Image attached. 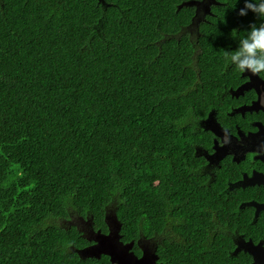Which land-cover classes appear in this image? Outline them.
<instances>
[{
  "label": "trees",
  "instance_id": "16d2710c",
  "mask_svg": "<svg viewBox=\"0 0 264 264\" xmlns=\"http://www.w3.org/2000/svg\"><path fill=\"white\" fill-rule=\"evenodd\" d=\"M181 1L0 0V264H110L75 220L109 209L164 264L222 260L207 230L237 207L196 150L234 74Z\"/></svg>",
  "mask_w": 264,
  "mask_h": 264
},
{
  "label": "flooded vegetation",
  "instance_id": "af4514ba",
  "mask_svg": "<svg viewBox=\"0 0 264 264\" xmlns=\"http://www.w3.org/2000/svg\"><path fill=\"white\" fill-rule=\"evenodd\" d=\"M100 2L104 3V0ZM243 5L244 0L237 3L236 0H182L176 4V11L183 7L191 11L188 26L192 33L200 23H204L206 33L224 40L226 44L228 42L226 50H234L238 42L231 44L234 40L231 39L232 27L245 32L251 24L261 22L251 12L247 16H239V9ZM227 70L234 74V79L231 84L224 85L219 104L226 103L228 108L222 118H219L220 113L210 109L200 119L199 124L203 131L209 133L211 144L209 148L203 144L196 152L205 159L209 178L219 176L222 181L221 177L224 178L227 172L224 186L226 195L220 200L233 202L237 207L233 216L238 215V221H232V218L217 221L219 227L207 230L206 241L224 255L214 264H264V79L240 75L228 66ZM225 128L230 133L227 143L223 142ZM221 208L223 211L220 214L225 216L228 204L223 203ZM241 211L243 217L239 216ZM105 214L117 220L113 210L109 209ZM107 215L104 218L106 231L95 230L92 224L87 230L79 229L87 237H90L91 229L110 237L113 233ZM79 219L76 220L78 224ZM115 229L117 233L116 224ZM118 244L128 246L126 252L132 256L128 264H164L152 251L154 245L147 241L139 239L134 243ZM107 256L112 264L114 257Z\"/></svg>",
  "mask_w": 264,
  "mask_h": 264
},
{
  "label": "clouds",
  "instance_id": "9594fccd",
  "mask_svg": "<svg viewBox=\"0 0 264 264\" xmlns=\"http://www.w3.org/2000/svg\"><path fill=\"white\" fill-rule=\"evenodd\" d=\"M238 0H236V3ZM253 13L261 22L251 24L245 32L233 29L231 37L236 40L234 50H223V63L233 68L238 74H248L249 78L264 79V0H244V5L239 9V16L244 17ZM226 135L223 142H229V130L224 129ZM119 193L113 195V201L118 202ZM88 217H86L87 219ZM89 219V218H88Z\"/></svg>",
  "mask_w": 264,
  "mask_h": 264
},
{
  "label": "rangeland",
  "instance_id": "374dc122",
  "mask_svg": "<svg viewBox=\"0 0 264 264\" xmlns=\"http://www.w3.org/2000/svg\"><path fill=\"white\" fill-rule=\"evenodd\" d=\"M107 219L109 221L108 224L110 225L113 234H111L110 237L102 236L99 231H93L91 229L90 237L88 238L92 239L93 244L85 248L82 251V255L88 257H98L100 254H105V255L108 254L114 257L113 259L114 261L112 264H117V262L128 264L129 261H131L132 259V256L130 254H127L126 252V250H128V246L127 245L122 246L118 244L115 238V234H117L115 229V224L118 227L119 222L118 220L115 221V217L110 216L109 214L107 215ZM89 223H90V219H86V218L79 219L80 228L83 230H87L88 228H90Z\"/></svg>",
  "mask_w": 264,
  "mask_h": 264
},
{
  "label": "water",
  "instance_id": "95a60500",
  "mask_svg": "<svg viewBox=\"0 0 264 264\" xmlns=\"http://www.w3.org/2000/svg\"><path fill=\"white\" fill-rule=\"evenodd\" d=\"M99 1H101V0H99ZM218 127V126H217ZM88 219V218H87ZM85 257H87V256H85ZM94 258H96V257H94Z\"/></svg>",
  "mask_w": 264,
  "mask_h": 264
}]
</instances>
